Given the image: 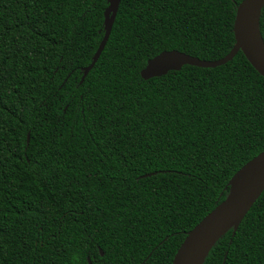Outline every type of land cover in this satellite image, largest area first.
<instances>
[{"label": "trees", "instance_id": "1", "mask_svg": "<svg viewBox=\"0 0 264 264\" xmlns=\"http://www.w3.org/2000/svg\"><path fill=\"white\" fill-rule=\"evenodd\" d=\"M242 1L121 0L81 84L108 1L0 0V264H172L264 151V77L242 52L141 71L224 58ZM204 264H264V192Z\"/></svg>", "mask_w": 264, "mask_h": 264}, {"label": "water", "instance_id": "2", "mask_svg": "<svg viewBox=\"0 0 264 264\" xmlns=\"http://www.w3.org/2000/svg\"><path fill=\"white\" fill-rule=\"evenodd\" d=\"M104 37L92 63L83 68L82 84L101 57L110 38L121 0H107ZM264 0H243L237 7L234 21L235 45L228 55L217 61H204L180 51H165L149 60L141 71L144 80L180 71L190 65L216 68L232 61L242 52L252 67L264 77V39L260 31V17ZM30 142V134L27 144ZM227 198L201 220L188 234L178 249L172 264H204L209 253L229 230L235 236L241 223L264 192V151L245 164L230 181ZM88 264H93L88 258Z\"/></svg>", "mask_w": 264, "mask_h": 264}]
</instances>
